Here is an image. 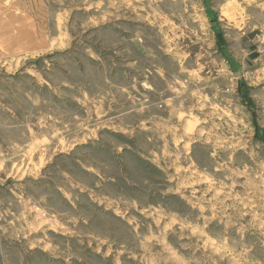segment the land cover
I'll use <instances>...</instances> for the list:
<instances>
[{
	"label": "rangeland",
	"instance_id": "1",
	"mask_svg": "<svg viewBox=\"0 0 264 264\" xmlns=\"http://www.w3.org/2000/svg\"><path fill=\"white\" fill-rule=\"evenodd\" d=\"M30 133L0 264H264V0H0V134Z\"/></svg>",
	"mask_w": 264,
	"mask_h": 264
},
{
	"label": "crops",
	"instance_id": "2",
	"mask_svg": "<svg viewBox=\"0 0 264 264\" xmlns=\"http://www.w3.org/2000/svg\"><path fill=\"white\" fill-rule=\"evenodd\" d=\"M19 129L21 130V127L18 128V130ZM31 130L32 129L30 128V131ZM31 133L29 134V137H27V135H24V138L18 137L17 139L13 140L11 142L12 145H10L11 140L10 141L5 140L4 138L1 137L0 134V155L33 154V150L31 147V144L33 142V137ZM39 138L40 140L43 139L42 132H40V135L39 134L37 135L38 140ZM36 153H39V151H36ZM6 186L8 187L10 186L9 181L2 182V180H0V191L2 190V188ZM8 190L11 192V189ZM20 203H24L23 205L24 210L22 209L23 211L17 209V194L15 192V189L13 190V196L10 194L2 195V193L0 192V205H4L3 210L2 207L0 206V231L2 234L6 233L7 231H12L15 229L17 230L18 225L22 226V223H26L24 220L29 219L30 213L27 210H25L26 207L25 201L22 199L20 200ZM18 220H20V222H17Z\"/></svg>",
	"mask_w": 264,
	"mask_h": 264
}]
</instances>
